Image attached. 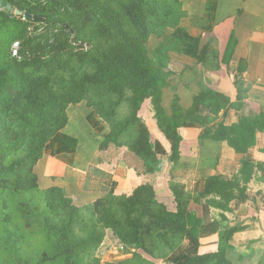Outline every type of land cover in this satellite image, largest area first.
<instances>
[{
  "label": "rangeland",
  "instance_id": "rangeland-1",
  "mask_svg": "<svg viewBox=\"0 0 264 264\" xmlns=\"http://www.w3.org/2000/svg\"><path fill=\"white\" fill-rule=\"evenodd\" d=\"M14 1L55 15L67 28L49 29L44 22L0 8V88L8 85L12 94L7 104H0V148L19 137L27 140L17 152L0 157V168L44 140L36 162L27 157L11 176L0 174V264H166L183 257L194 242L174 234L159 216L166 208L176 210L175 188L182 190L184 208L200 215L210 196L198 182H179L185 180L186 168L171 158L151 99L139 116L154 142L152 160L145 162L134 150L141 135L137 124L117 145L100 147L117 123L129 119L133 91L120 97L91 77L99 57L115 59L120 43L137 36L134 0ZM247 1L144 0L148 59L168 79L163 104L169 114L178 112L186 136L184 160L191 151L200 152L219 121L231 118L232 107L226 115H213L195 101L211 90L209 74H228L231 82L238 78L231 75L232 66L221 71V63L235 19H254L249 7L241 9ZM6 75L25 83L23 90L9 85ZM242 82L234 98L228 96L231 103L242 104ZM29 170L37 174L38 188L20 191L13 180ZM141 184L157 188L154 204L141 205L132 196ZM211 215L218 217L219 211ZM133 233L144 248L120 238L130 239Z\"/></svg>",
  "mask_w": 264,
  "mask_h": 264
},
{
  "label": "trees",
  "instance_id": "trees-1",
  "mask_svg": "<svg viewBox=\"0 0 264 264\" xmlns=\"http://www.w3.org/2000/svg\"><path fill=\"white\" fill-rule=\"evenodd\" d=\"M5 1L11 3L14 8L29 12L32 17L30 19L24 17L27 20L44 22L49 29L67 28L64 23L60 25L61 21L55 15H44V13H39L31 6L17 5L14 0ZM133 7L138 26L137 36L125 39L120 43V54L115 59H111L108 55L99 57L95 74L91 77V79L106 83L109 89L118 93L120 97H125V91L129 88L133 91L130 98L132 113L129 119L117 123L103 137L100 147L107 148L112 144L117 145L122 134L131 125L137 124L141 128V135L134 146V150L145 162L152 160L155 157L154 142L151 141L150 131L142 124L139 116L146 99L150 98L157 124L170 141L171 158L177 162L181 158V143L183 142V135L180 132L181 120L177 115V110L173 114H169L165 109L163 94L168 86V79L154 68L148 59L149 32L144 11V0H134ZM6 11L11 10L6 9ZM35 15H38L39 18L35 19ZM70 46L72 45L70 44ZM7 78L8 75H6L5 80L9 85L11 83L15 84L18 92L23 90L25 83H20L17 79ZM235 84L238 85V79ZM7 87L8 85L4 89L0 88V104H7L12 98L11 92L6 89ZM195 104L213 115H218L221 111H224V115H226L229 107L238 109L241 103H231L230 99L224 94L207 90L196 96ZM257 132H264V113L255 117L245 115L240 118L238 123L233 124H227L225 120H221L211 133L210 138L215 141H226L236 153H245L256 145ZM26 144V138L19 137L11 144L0 148V157L6 158ZM43 144L44 140L32 147L26 156L17 158L10 165L0 168V174L7 177L11 176L27 157H32L33 161L36 162L42 156ZM262 152L264 153V148ZM256 169L261 170L264 174V161L255 163L244 159L241 161L239 172L231 177L223 174L207 177L204 194L209 195L210 198L203 203V214L201 215L197 211L184 208L181 200L182 190L175 188L173 194L176 210L170 211L167 208L163 210L159 216L160 221L167 225L174 234L190 239L195 244L200 245L201 238L213 235L220 230L221 221L227 218L224 212L230 210V203L238 197L247 196V185ZM13 184L20 191L30 192L38 188V176L34 171L29 170L20 173L13 180ZM114 184L117 185V182L114 181ZM109 192H114V188L112 187ZM132 196H137V202L141 205L156 202V191L150 184L139 185ZM212 208L222 211L221 220L211 218ZM240 229L242 227L230 229L227 238H230L234 232ZM137 237H139L138 234L133 233L130 239L127 236H121L120 238L124 243L137 244L140 248H144V241ZM216 260L228 264L224 258L223 249L217 253L188 256L183 260H179L176 264H213Z\"/></svg>",
  "mask_w": 264,
  "mask_h": 264
},
{
  "label": "crops",
  "instance_id": "crops-1",
  "mask_svg": "<svg viewBox=\"0 0 264 264\" xmlns=\"http://www.w3.org/2000/svg\"><path fill=\"white\" fill-rule=\"evenodd\" d=\"M246 6L253 12L251 15L254 19L249 22L235 19L233 37L227 43V48L222 56L221 71L225 70L226 72V69L232 66L235 72L232 71L231 75L234 76L235 73L238 76V84L243 81L241 85V89L243 88L241 95H244L242 104L238 106V109L231 108L228 112L231 118L227 124L238 123L240 118L245 115L255 117L264 113V0H249L241 9ZM245 13L246 9H244ZM207 79L212 92H219L227 97L232 96L231 99L234 98L237 79L231 82L228 74H219L217 78V75L213 73L209 74ZM147 104L148 100L143 106ZM182 129L180 128L183 142L181 143V158L178 161V167L185 166L186 168V173L183 172L185 180L183 181L181 178L179 180L182 184L187 185L189 180L192 183L198 182L199 188H202L203 191L205 180L209 176L223 174L231 177L239 172L241 161L244 159L255 163L264 161L262 152L264 132H257L256 145L245 153H236L226 141L206 139L201 145L200 152L198 150L191 151L189 160H184L186 136L182 133ZM165 140L171 149L170 141L167 138ZM201 168L205 171L202 172ZM204 172L206 175L203 174ZM246 194V197H238L230 203V210L224 212L227 218L221 221V228L217 233L201 238L200 245L194 243V247L187 249L183 257H177L166 264H176L188 256L217 253L221 249L224 251V258L228 264H264V174L261 170H255L247 185ZM213 210L219 211V216L215 218L221 220L222 211L212 208L211 214ZM210 216L212 217V215ZM234 227H242V229L227 238L228 231Z\"/></svg>",
  "mask_w": 264,
  "mask_h": 264
},
{
  "label": "water",
  "instance_id": "water-1",
  "mask_svg": "<svg viewBox=\"0 0 264 264\" xmlns=\"http://www.w3.org/2000/svg\"><path fill=\"white\" fill-rule=\"evenodd\" d=\"M1 5L8 10L14 11L16 15L24 16L25 18H28V19L32 17V15L29 12L27 11L24 12L18 8H14L11 3H7L5 0L1 1ZM34 18L37 19L39 18V16L35 15Z\"/></svg>",
  "mask_w": 264,
  "mask_h": 264
},
{
  "label": "built area",
  "instance_id": "built-area-1",
  "mask_svg": "<svg viewBox=\"0 0 264 264\" xmlns=\"http://www.w3.org/2000/svg\"><path fill=\"white\" fill-rule=\"evenodd\" d=\"M1 1H2V0H0V8H4V7L1 5ZM14 47H15V53H16V52H17V46L15 45Z\"/></svg>",
  "mask_w": 264,
  "mask_h": 264
}]
</instances>
